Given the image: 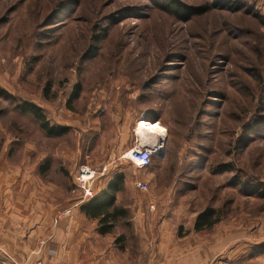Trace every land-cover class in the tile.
<instances>
[{
    "label": "rangeland",
    "instance_id": "1",
    "mask_svg": "<svg viewBox=\"0 0 264 264\" xmlns=\"http://www.w3.org/2000/svg\"><path fill=\"white\" fill-rule=\"evenodd\" d=\"M175 4L194 12L179 17ZM262 20L264 0H0L2 169L52 186L64 210L80 201L81 175L94 174L96 195L120 170L132 188L124 201L152 203L155 233L198 264H264ZM26 103L67 133L49 136ZM142 120L166 133L162 156L137 169L117 158L143 145ZM209 208L220 222L195 232ZM7 244L19 242L0 241V264L59 263L55 237L32 255Z\"/></svg>",
    "mask_w": 264,
    "mask_h": 264
},
{
    "label": "crops",
    "instance_id": "2",
    "mask_svg": "<svg viewBox=\"0 0 264 264\" xmlns=\"http://www.w3.org/2000/svg\"><path fill=\"white\" fill-rule=\"evenodd\" d=\"M117 160L121 162V156ZM1 166L0 161V178L4 175L7 179L0 185V241L19 242L16 246L5 245L11 252L31 255L36 249L34 242L50 239L52 234L58 241L57 264H198L183 246L179 247L177 240L169 245L170 238L155 233L152 203L135 196L124 201L123 194L132 189L126 177L123 189L115 195L116 206L123 215L115 221L111 233H101L99 221L88 217L81 208L90 200L73 208L71 217L54 224L58 211L67 207L51 203L50 191L54 188L32 180L34 177L29 172H23L24 179L20 182L14 181L12 178L18 176L16 167L2 169ZM122 173L119 170L111 175L94 197H100ZM91 222L95 223L96 231H86V224ZM119 225L127 226L130 231L126 232L125 228L115 232Z\"/></svg>",
    "mask_w": 264,
    "mask_h": 264
},
{
    "label": "trees",
    "instance_id": "3",
    "mask_svg": "<svg viewBox=\"0 0 264 264\" xmlns=\"http://www.w3.org/2000/svg\"><path fill=\"white\" fill-rule=\"evenodd\" d=\"M174 7L175 8L171 9L170 12L182 18L186 17L185 15H187V13L190 14L194 12L192 9L186 12V10L179 7L178 4H175ZM261 22L264 25V21L262 20ZM0 95L5 96L3 92H0ZM73 97L74 99L77 97L76 93ZM20 109L23 113L32 115L40 123L41 129L49 136L61 137L67 133V129H58L52 126L38 106L26 103L23 104ZM124 179L125 176L123 174L117 175L113 181L109 183L107 190L104 191L100 197L92 198L87 204L81 207L88 217L99 221L101 233H111L115 226V221L118 217L123 215L121 210L116 206L115 195L123 189ZM261 189H264V185ZM219 222L220 217L218 212L212 208L206 209L196 218L194 231H209Z\"/></svg>",
    "mask_w": 264,
    "mask_h": 264
},
{
    "label": "built area",
    "instance_id": "4",
    "mask_svg": "<svg viewBox=\"0 0 264 264\" xmlns=\"http://www.w3.org/2000/svg\"><path fill=\"white\" fill-rule=\"evenodd\" d=\"M154 155H155V152L152 150L151 147L135 146V147L127 150L121 156V160H125V161L130 162L137 169H146V168H149L151 166V161H152V158ZM105 171H106V169H105ZM87 177H89V178H87ZM87 177L81 175L79 180H78L79 185L76 186L77 189H79L81 191L80 201L78 203L74 204V206L60 212L55 217V220H54L55 224H58L64 218L71 217L73 208L79 206L80 204H82L86 200L87 201L91 200L94 197L93 192L87 186V183L92 177L94 179L95 176H94V174L93 175L90 174ZM85 179H87V180H85ZM137 187L141 192H147L149 190L148 184L143 182V181H138ZM16 264H44V262L42 261V259L33 260L31 257H28L27 259H25L19 263H16Z\"/></svg>",
    "mask_w": 264,
    "mask_h": 264
},
{
    "label": "bare ground",
    "instance_id": "5",
    "mask_svg": "<svg viewBox=\"0 0 264 264\" xmlns=\"http://www.w3.org/2000/svg\"><path fill=\"white\" fill-rule=\"evenodd\" d=\"M135 131L138 141L139 139H141V141L143 142V145L140 144L141 142L139 143L141 146L151 147L155 152V155H160L162 153V150L164 149L163 136L166 133V129L164 127H162L159 123H151L150 121L142 120L137 124Z\"/></svg>",
    "mask_w": 264,
    "mask_h": 264
},
{
    "label": "water",
    "instance_id": "6",
    "mask_svg": "<svg viewBox=\"0 0 264 264\" xmlns=\"http://www.w3.org/2000/svg\"><path fill=\"white\" fill-rule=\"evenodd\" d=\"M161 142H163V141H161ZM156 156H162V153L160 155H156Z\"/></svg>",
    "mask_w": 264,
    "mask_h": 264
}]
</instances>
